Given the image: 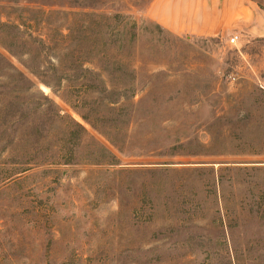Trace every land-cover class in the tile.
I'll return each mask as SVG.
<instances>
[{
  "label": "rangeland",
  "instance_id": "obj_1",
  "mask_svg": "<svg viewBox=\"0 0 264 264\" xmlns=\"http://www.w3.org/2000/svg\"><path fill=\"white\" fill-rule=\"evenodd\" d=\"M152 2L0 0V264H264V40Z\"/></svg>",
  "mask_w": 264,
  "mask_h": 264
},
{
  "label": "crops",
  "instance_id": "obj_2",
  "mask_svg": "<svg viewBox=\"0 0 264 264\" xmlns=\"http://www.w3.org/2000/svg\"><path fill=\"white\" fill-rule=\"evenodd\" d=\"M149 15L178 36L222 39L245 33L264 40V5L256 0H153Z\"/></svg>",
  "mask_w": 264,
  "mask_h": 264
},
{
  "label": "built area",
  "instance_id": "obj_3",
  "mask_svg": "<svg viewBox=\"0 0 264 264\" xmlns=\"http://www.w3.org/2000/svg\"><path fill=\"white\" fill-rule=\"evenodd\" d=\"M228 44L233 47H237L239 44V36L235 35L232 38H230V40L228 41Z\"/></svg>",
  "mask_w": 264,
  "mask_h": 264
},
{
  "label": "trees",
  "instance_id": "obj_4",
  "mask_svg": "<svg viewBox=\"0 0 264 264\" xmlns=\"http://www.w3.org/2000/svg\"><path fill=\"white\" fill-rule=\"evenodd\" d=\"M104 151L106 152L107 155H109V157L113 158V160L115 159L114 155L109 152L107 149H104Z\"/></svg>",
  "mask_w": 264,
  "mask_h": 264
}]
</instances>
